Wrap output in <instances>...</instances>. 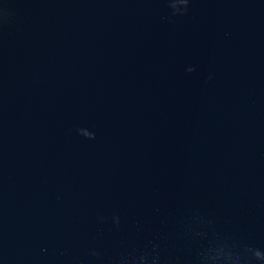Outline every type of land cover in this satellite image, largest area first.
I'll use <instances>...</instances> for the list:
<instances>
[{
	"label": "water",
	"instance_id": "water-1",
	"mask_svg": "<svg viewBox=\"0 0 264 264\" xmlns=\"http://www.w3.org/2000/svg\"><path fill=\"white\" fill-rule=\"evenodd\" d=\"M0 264H264V0H0Z\"/></svg>",
	"mask_w": 264,
	"mask_h": 264
}]
</instances>
